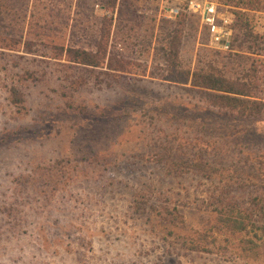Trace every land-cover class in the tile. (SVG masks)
<instances>
[{
  "label": "rangeland",
  "instance_id": "obj_1",
  "mask_svg": "<svg viewBox=\"0 0 264 264\" xmlns=\"http://www.w3.org/2000/svg\"><path fill=\"white\" fill-rule=\"evenodd\" d=\"M109 1L0 7V264H264V179L224 153L264 146L239 137L264 122H241L180 75L161 79L171 62L232 80L254 66L247 92L264 98V63L214 48L196 14L167 18L174 0ZM61 48L105 50L103 67ZM212 194L253 225L216 224Z\"/></svg>",
  "mask_w": 264,
  "mask_h": 264
},
{
  "label": "trees",
  "instance_id": "obj_2",
  "mask_svg": "<svg viewBox=\"0 0 264 264\" xmlns=\"http://www.w3.org/2000/svg\"><path fill=\"white\" fill-rule=\"evenodd\" d=\"M220 1L225 2V4L223 5H227L229 7L234 5V8H240V6L242 5L245 6V8L247 7L248 9L259 7L255 5V2L254 5L249 6L247 3H245L247 0H237L236 2H231L229 0H217L219 4H221ZM9 3L10 0H0V7H7ZM106 4H110V6H113L115 4V0H110ZM234 22L236 25V29L234 30L231 42V52L228 53L242 56L249 54L253 57L261 58L260 62L264 63V31L262 33H257L254 31L253 18L251 17L250 13L247 12L236 10ZM173 38L174 37L172 36L170 42L173 40ZM176 41H179V38L173 40L172 42L175 44L177 43ZM100 52L102 53H93L86 50H79L74 48H61V54L58 55V58L64 56L65 60L69 63L94 68L103 67L105 50H102ZM171 52L172 51L170 50L167 52L164 51L160 56H162V58H164L166 62H168ZM168 66L169 69L167 70V75L161 76V79L169 80L168 78L170 77H168V74L171 76L180 75L183 79H179L178 77H176L172 79L174 83L181 85L189 84L193 88L204 89L216 93L217 98H219L220 100V105L223 106L222 108L226 109L227 112L236 115V117L241 122L248 120H250L251 123L254 124L255 122L259 121L264 122L262 119H259L264 115V98L252 96L250 95L251 93L247 92V90H255L259 87L257 82L259 80H257V72L254 69V66L245 69L246 71H250L248 72V74L243 75L242 77H240V79L234 80L224 76L220 72V69L215 67V65L213 66L209 64L205 68L196 67L192 72L187 71L185 73L181 71H175L181 67L178 63L171 62V64H169ZM118 68L119 69L117 70H124L126 67L120 66ZM108 69L114 70L112 66L108 67ZM9 95L12 98L11 100L13 104L18 105L21 103V99L17 93V90L12 89ZM251 123L250 126L254 125ZM239 137L241 138V140L245 141L260 142L263 140L262 138H264V131L258 132V130L253 127L249 128L248 125V127L244 128L243 133L240 134ZM243 146L247 148L246 151H243L241 149L240 151H238V149H224V153H230L229 157L231 158H233L234 156H238L234 160V162L237 160L238 162H241L246 161V159H251L252 162H250L249 165L254 171V173H252V176L261 182L264 179V146L257 145L258 147L256 149H248L246 145ZM231 150L234 151V153ZM244 156H246L247 158L242 159L241 157ZM238 162H236V164H238ZM208 169H210L211 171L210 177L213 176L214 178H217V173L215 172L216 169L213 167H209ZM238 170H236L235 168L231 172L233 174L235 172L237 176L241 174H247L244 170H242L241 167L238 168ZM248 174L251 175V173ZM247 177L249 176L247 175ZM243 180L244 177L241 178V181ZM212 195L211 199L215 207H213L211 211L215 215L216 224L222 225V223L227 222L228 225H253V223H247V219H240L239 217H237V213L234 215L233 211L235 205L232 209L229 210L228 214L230 215H226V213L223 211L224 207H222V198L219 195ZM262 210H259V218H262V223H264V212L262 213Z\"/></svg>",
  "mask_w": 264,
  "mask_h": 264
},
{
  "label": "built area",
  "instance_id": "obj_3",
  "mask_svg": "<svg viewBox=\"0 0 264 264\" xmlns=\"http://www.w3.org/2000/svg\"><path fill=\"white\" fill-rule=\"evenodd\" d=\"M216 0H174L164 7L167 18H176L181 13L199 16L206 27L209 43L219 51H230L233 14L222 8Z\"/></svg>",
  "mask_w": 264,
  "mask_h": 264
},
{
  "label": "crops",
  "instance_id": "obj_4",
  "mask_svg": "<svg viewBox=\"0 0 264 264\" xmlns=\"http://www.w3.org/2000/svg\"><path fill=\"white\" fill-rule=\"evenodd\" d=\"M258 8L248 9L245 6H240V8H235L236 10H240L242 12H247L251 14V17L254 21V31L257 33H262L264 31V0H253ZM231 8V7H225Z\"/></svg>",
  "mask_w": 264,
  "mask_h": 264
}]
</instances>
